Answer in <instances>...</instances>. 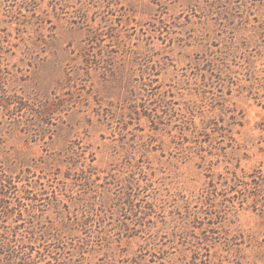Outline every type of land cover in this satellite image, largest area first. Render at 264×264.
<instances>
[{
	"label": "rangeland",
	"instance_id": "1",
	"mask_svg": "<svg viewBox=\"0 0 264 264\" xmlns=\"http://www.w3.org/2000/svg\"><path fill=\"white\" fill-rule=\"evenodd\" d=\"M16 1L0 0V95L6 89L7 98L23 97L36 111L17 116L0 106L1 160L9 172L35 176L32 182L40 192L38 176L60 168L63 178L67 167L59 160L68 156L80 161L84 155L95 179L88 191L97 199L95 210L84 214L74 204L83 186L65 190L60 181L48 186L57 190L60 203L40 201L48 219L35 229L59 226L48 234L51 249L54 236L63 234L64 221L81 238L107 239L86 254L89 264H264L263 181L261 188L246 179L241 192L232 191L235 172L264 173V133L259 129L264 123V37H252L264 26V0H120L123 8L109 13L93 8L90 15L98 18L90 23L97 25L108 15L129 52L125 58L110 39L101 42L105 58L120 68L108 80L86 69L85 55L101 54L99 44L90 45L88 29L72 23L69 15L55 16L51 8L42 14L47 19L40 26L28 23ZM232 35L255 42L232 65L244 78L238 84L248 87H234L230 95L226 88L223 96L243 126L233 128L234 147L211 155L210 148L200 151L189 140L191 134L183 132L182 108L184 101L196 99L191 95L194 72L202 83L207 72L198 68L218 55L220 41ZM249 68L255 72L247 74ZM149 83L175 94L171 107L177 113L151 95ZM214 92L221 100L218 88ZM136 109L161 116L166 130H153ZM215 114L222 113L217 109ZM198 153L207 155L209 164L213 161L211 169ZM140 160L149 174L143 181L136 168ZM150 207L153 212L145 217ZM20 231L27 233L25 227ZM62 236L67 250L55 264L78 263L71 259L70 236Z\"/></svg>",
	"mask_w": 264,
	"mask_h": 264
},
{
	"label": "trees",
	"instance_id": "2",
	"mask_svg": "<svg viewBox=\"0 0 264 264\" xmlns=\"http://www.w3.org/2000/svg\"><path fill=\"white\" fill-rule=\"evenodd\" d=\"M16 3H18L20 8L19 13L26 17L24 21L38 24V26L46 21L47 18L43 17L42 14L48 15V9L50 8L54 15L59 18L69 15L72 23L88 29V40L90 41V45L94 47L95 44H99L101 48V54L99 56H92L95 58L91 59V56L88 57L89 54L85 55L86 69H88V71L93 69L100 71L105 80L111 77H117L119 74L118 69L120 68L111 64V60L105 58L103 52L105 46L101 44V42L104 41V39H110L111 42L118 45L116 53L122 52L120 54L126 58L129 52L128 50L125 51V38L120 31H116L113 20L109 18L108 15L100 18L97 25L91 24L90 21L95 23L98 16H91L90 12L93 8H104V11L108 13L115 8L122 9L123 6H121L120 0H19L16 1ZM43 6H46V8L42 10ZM23 10L28 12L29 15L24 14ZM118 19L120 21L118 27H120L122 26L123 17ZM20 21L21 20H18V23H22ZM50 21L49 19L47 20V22ZM222 23L223 22H220L221 25L226 26ZM254 29H256V27ZM221 30L225 32L224 28ZM259 35L264 37V26L256 30V32L252 34V37ZM254 43L255 42L251 38L245 37L244 40H238L235 35L224 37L220 41L221 47L219 48L220 50H217L218 55L214 54L213 58L206 59L203 67L198 68V70L207 72L201 75L202 83L199 82L198 74L194 72L193 78L196 77L194 82L196 87L195 92H191V95L196 97V99L184 101L182 111L185 120L182 130L183 132L191 134L192 137L189 138V140L199 144L200 151L205 152L206 148H210L211 151L209 153L211 155H219V153L215 151L219 149L226 150L229 147L235 146L237 141L233 135V128L236 126H243V122L239 120V116L235 109L225 106V98L223 97L224 90L227 88L226 93L230 95L235 89L234 87H239L238 89L242 87L238 83L244 81V78L237 76L239 71H236L232 65H238L236 59L244 54L243 49L250 48ZM251 68L253 69V65H251ZM251 68L247 69V74H253L255 72ZM142 69H144V67ZM156 81L158 82V79ZM149 85L152 90L151 93H153L151 95L160 97L162 102L170 103V107L171 104L174 107L176 102L175 94H173L172 91H163L162 86L158 84L154 86L149 83ZM245 87L248 86H243L242 89ZM215 88H218L222 93L220 94L221 100L216 98L214 92ZM6 95L7 90L4 89L0 95V106L5 113L25 116V113L36 111L35 105L28 104L27 100L23 99V97L18 101L16 100V95H12V97L10 96L8 98ZM207 107H210V109ZM262 107L264 108L263 104ZM217 109H220L222 114H215V110ZM171 110L177 113L175 108L171 107ZM134 112L139 116V119L141 117H146L148 121L152 123L151 127L153 130L157 132L166 130L168 124H165L161 116L153 115L151 112H147V110L140 112L139 109H136ZM208 113H211L212 116H208ZM197 119H200L199 125L197 124ZM3 124L4 122H2V125ZM2 129L3 128L0 127V136L3 134ZM259 129L264 133V123L262 127L259 126ZM261 142H264L263 137H261ZM189 149H192V147ZM260 149L264 151V147ZM189 153H187V155H190ZM198 154L201 160L204 161L203 165H209L208 168L211 169V167H213V161L211 160L209 164L207 162V155ZM86 159L87 158L83 155L80 161L73 160L72 156L59 160L62 165L67 167V171L63 174V178L60 177V168H57V172H53L48 177L38 176L39 180H36V182L43 186L40 192L35 190V188L37 189V184L33 185L32 182L35 180L33 179L35 176L32 178L29 175H25L23 171L19 174L9 172L4 162L1 160L0 154V264H55L56 261H58L57 255L61 254L59 256L60 258L67 250L66 245L68 241H64L63 234L70 236L72 241L71 245L74 247V250L71 251V259L77 260L78 258V263L74 261L67 264H89L86 254L94 251L96 246H102L103 242L107 240L104 236L87 234L85 238H81L77 231H72V224L68 225L63 221L60 224L63 229V234L59 232L56 237L54 236L53 241H55V246L51 249L50 243H48V234L51 230H55L59 226H54L55 224H52L51 229H46L44 231H37L35 229V225L43 227L44 219L47 217L44 214L45 210L40 207V201L47 199L48 205L50 206L56 203L54 200L60 203L57 190L50 191L48 188V186H52V183L55 181H60L65 190L77 185L83 186L82 197L79 199L76 198L74 201L75 198L73 199L72 196L71 201H74V204L78 205V209L81 207V213L83 214L88 209L95 210L97 199L95 198V200H93L90 198L91 196L88 192L92 189L90 188L92 183L95 182V179H93V167H87ZM76 168H79V171H73ZM136 168L141 175V181L148 178L149 174L142 160L139 161ZM260 172L262 173V171ZM29 173H31L30 170ZM43 178H45L46 181L42 182L41 179ZM251 178L262 188L260 181L262 180L264 184V173L256 176L246 172L244 175H239L235 172L233 175L234 184L232 186V191L236 193L241 192L239 186L244 185V181ZM58 191H60V189H58ZM58 211L64 216V212H60L61 209ZM137 211L143 213L141 208ZM151 212H153V210L150 207V211L145 212V217L151 215ZM88 218L85 219V227L87 226ZM24 227L27 232L26 234L20 231V229ZM122 264L129 263L122 262Z\"/></svg>",
	"mask_w": 264,
	"mask_h": 264
}]
</instances>
